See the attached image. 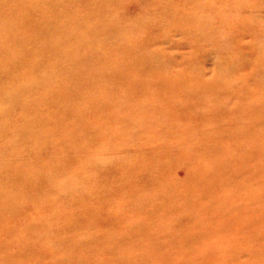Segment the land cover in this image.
Returning <instances> with one entry per match:
<instances>
[{
  "label": "rangeland",
  "instance_id": "obj_1",
  "mask_svg": "<svg viewBox=\"0 0 264 264\" xmlns=\"http://www.w3.org/2000/svg\"><path fill=\"white\" fill-rule=\"evenodd\" d=\"M0 264H264V0H0Z\"/></svg>",
  "mask_w": 264,
  "mask_h": 264
}]
</instances>
